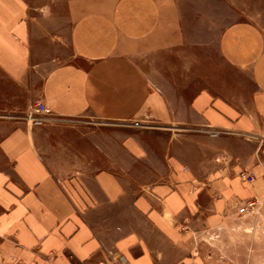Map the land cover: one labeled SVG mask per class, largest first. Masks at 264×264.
Segmentation results:
<instances>
[{
  "label": "crops",
  "instance_id": "0c3cea01",
  "mask_svg": "<svg viewBox=\"0 0 264 264\" xmlns=\"http://www.w3.org/2000/svg\"><path fill=\"white\" fill-rule=\"evenodd\" d=\"M49 15L0 0V264H216L201 230L264 207V0H68ZM36 100L63 120L152 126L79 135L12 117Z\"/></svg>",
  "mask_w": 264,
  "mask_h": 264
},
{
  "label": "rangeland",
  "instance_id": "374dc122",
  "mask_svg": "<svg viewBox=\"0 0 264 264\" xmlns=\"http://www.w3.org/2000/svg\"><path fill=\"white\" fill-rule=\"evenodd\" d=\"M32 12L49 15L52 11L56 16L62 14V8L68 0H29ZM36 9V10H34ZM42 10V12L40 11ZM46 11V13H44ZM50 16V15H49ZM61 31V28L59 29ZM62 61L71 58V53L66 45L61 47ZM237 80V77H236ZM244 92L247 90L244 88ZM27 112V111H26ZM15 115L13 118L23 122V116ZM27 124V122H25ZM32 127H42L50 133H74V134H106L115 132H147L150 128V119L143 117L132 122L110 123L104 122L92 115H84L72 120H63L43 116V122L39 125L27 124ZM252 184V183H251ZM256 216H242L233 219L223 225L220 233H215L211 229L201 230L200 240L212 251L206 256H212V260L217 258L216 264H264V207ZM205 232V233H204ZM201 233H204L202 235ZM119 263V259H118Z\"/></svg>",
  "mask_w": 264,
  "mask_h": 264
},
{
  "label": "built area",
  "instance_id": "2783aa9c",
  "mask_svg": "<svg viewBox=\"0 0 264 264\" xmlns=\"http://www.w3.org/2000/svg\"><path fill=\"white\" fill-rule=\"evenodd\" d=\"M47 114V108L46 105L43 103L42 100H36L33 102L25 115L23 116V120L27 122V124H34L39 125L43 122V116ZM240 177L243 181L248 183H253L255 178L253 175H248L246 172H242L240 174ZM262 203L259 200H251L249 202H246L239 208V214L242 216H256L259 214L261 209ZM119 264H129L127 261L123 258H119ZM179 264H196L194 261L185 263L181 262Z\"/></svg>",
  "mask_w": 264,
  "mask_h": 264
}]
</instances>
